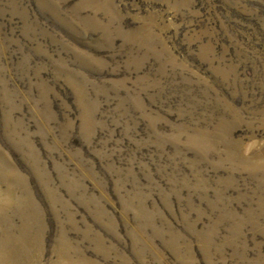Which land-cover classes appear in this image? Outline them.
Wrapping results in <instances>:
<instances>
[{
    "label": "rangeland",
    "instance_id": "1",
    "mask_svg": "<svg viewBox=\"0 0 264 264\" xmlns=\"http://www.w3.org/2000/svg\"><path fill=\"white\" fill-rule=\"evenodd\" d=\"M0 264H264V0H0Z\"/></svg>",
    "mask_w": 264,
    "mask_h": 264
}]
</instances>
